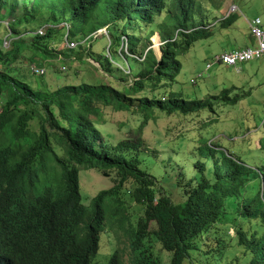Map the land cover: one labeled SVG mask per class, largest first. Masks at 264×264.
<instances>
[{"label":"trees","instance_id":"trees-1","mask_svg":"<svg viewBox=\"0 0 264 264\" xmlns=\"http://www.w3.org/2000/svg\"><path fill=\"white\" fill-rule=\"evenodd\" d=\"M206 13L202 0H0V18L11 20L10 26L2 22L9 32L3 40L9 37L11 43L0 47V264H97L106 205L112 222L129 235L133 264H160L153 250L158 243L171 252L168 264H183L198 238L208 243L225 223L231 227L227 233L244 247L237 264H264V165L225 154L215 161L213 178L203 175L196 184L188 180L185 200L175 202L155 176L141 169L139 159L128 157L138 143L111 145L94 119L104 107L143 113L147 119L155 109L169 115L213 110L212 99L188 101L182 92L164 95L167 101L147 95L172 86L182 68L178 53L211 36ZM45 18L50 28L39 35L41 26L31 24ZM235 20L230 14L223 24ZM63 23H70L69 36L79 42L106 27H119V39L110 38L109 47L118 48L122 37L127 39L129 55L121 57L132 62L129 69L137 79L121 90L87 83L53 90L41 84L34 77L43 69L41 76L47 74L49 59L83 60L81 44L74 50L65 45L62 53L53 48L61 39L64 43L67 28H58ZM24 25H29L25 31ZM156 34L163 43L160 60L152 48ZM159 37H154L157 45ZM87 51L112 81L120 82L115 57L97 59L90 47ZM139 92V99L133 97ZM225 92L228 105L241 100ZM82 168L107 172L114 183L89 204L81 193ZM198 168L205 171L204 164ZM124 190L144 211L135 222ZM108 264H124L119 250Z\"/></svg>","mask_w":264,"mask_h":264},{"label":"rangeland","instance_id":"rangeland-1","mask_svg":"<svg viewBox=\"0 0 264 264\" xmlns=\"http://www.w3.org/2000/svg\"><path fill=\"white\" fill-rule=\"evenodd\" d=\"M202 2L208 15L205 24L215 25L210 30L211 36L178 53L177 59L182 68L172 86L164 88L165 92L162 94H160L162 89H159L154 94L147 92V95L149 97L154 95L155 99L160 100L165 98L167 101L164 95L182 92L188 101L212 99L213 110L207 108L189 115L179 113L169 115L155 109L147 119L143 113L115 111L110 107H104L101 114L94 117L105 141L111 145L116 146L122 141L138 143V149L127 152L128 157L139 159L141 169L155 176L158 186L175 202L185 200L183 190L188 180L193 179L196 184L203 175L213 178L215 161L221 160L225 154H231L239 161L255 167L264 165V59L239 65L238 68L213 64L207 69L208 63H213L214 57L223 53V50L256 45L250 33L249 21L261 18L264 27V0H202ZM232 5L239 9L234 13L236 20L224 29L217 19H223L228 13V6L231 8ZM1 17L0 47L5 46L6 38L4 40L3 38L9 35L2 22L7 21L10 26V20ZM45 20L46 18L38 20L31 25H34L33 27L49 25L50 23L46 22L50 21ZM28 28L29 25H24L23 31ZM118 28L111 26L108 37L102 35L98 39L81 44L82 47L78 48L84 56L82 62L75 57L73 60L65 58L64 55L57 59H49L46 61L50 64L46 65L47 74L44 76L40 74L34 78L53 90L85 83L107 84L120 90L123 88L122 85H131L137 78L129 69L132 62L128 61L126 56L121 57L127 54L126 50L122 44L118 48L109 47L110 38L119 39ZM153 44L152 48L155 50L157 43ZM64 47L62 39L53 46L58 53L66 51ZM89 47L97 59L105 57L111 61V57H115V62L118 63L114 64L113 70L119 73L120 82L112 81L109 74L102 70L101 65L89 58L87 51ZM63 68L65 70H62ZM201 74L203 77H200ZM127 76L129 77L126 78ZM124 79H127V82H124ZM192 80L196 83L193 84ZM225 90L229 91L232 98L236 95L241 96V100L236 105H228L226 99H222V94L227 95ZM142 95L139 92L133 97L139 99ZM201 164L205 165L204 172H200L198 168ZM80 184L83 201L89 204L100 190L110 188L114 183L107 172L82 168ZM133 187L132 183L129 188ZM124 191L123 197L127 199L130 208L127 209L128 213H132V221L135 222V218L143 215L144 211L138 203L125 195L127 190ZM232 205L237 208V200ZM105 209V225L100 234V248L94 262L108 264L111 255L119 250L124 264H133L128 233L116 222H112L111 208L106 205ZM228 227H230L228 223L216 227L218 229L208 243H203L202 238H198L196 248L191 250L190 256L183 264H207V257L212 264L241 263L244 247L238 244L236 237L232 238L227 233ZM230 228L229 233L233 234L234 229ZM217 236H220L218 240ZM153 250L160 256V264L169 263L171 252L162 249L159 243L155 244ZM204 250H210V253Z\"/></svg>","mask_w":264,"mask_h":264},{"label":"built area","instance_id":"built-area-1","mask_svg":"<svg viewBox=\"0 0 264 264\" xmlns=\"http://www.w3.org/2000/svg\"><path fill=\"white\" fill-rule=\"evenodd\" d=\"M237 7L233 6L232 7V12L236 11ZM7 26H9L6 23ZM45 27L40 28L38 30V33L40 35L45 34ZM250 29H251V34L253 38L256 40V45L252 47H247L245 49H235L232 51L224 52L222 54L216 55L213 59V63H208L207 69H210L213 64H221V65H227L229 67H235L238 68L240 64L247 63L253 60H260L264 59V27L262 25V20L260 18L254 19L250 23ZM6 44L5 47H9L11 43V38H6ZM86 42V41H84ZM83 42V43H84ZM9 43V45H8ZM79 43L70 40L67 36L65 38V45L68 49H75L77 48ZM8 45V46H7ZM33 71H38L36 66H32ZM45 70H40V74H44ZM200 77H203L201 74ZM192 83H196L195 80H192Z\"/></svg>","mask_w":264,"mask_h":264},{"label":"clouds","instance_id":"clouds-1","mask_svg":"<svg viewBox=\"0 0 264 264\" xmlns=\"http://www.w3.org/2000/svg\"><path fill=\"white\" fill-rule=\"evenodd\" d=\"M233 6H236V5H232L231 6V8L229 7V12L227 13V15H226V17H225V19L230 15V14H234V13H237L238 11H239V9L237 8V10L236 11H231L232 10V7ZM237 7V6H236ZM261 19V18H260ZM8 20H10V19H8ZM10 22H11V20H10ZM5 24L7 23V21L6 22H4ZM70 23H63V24H61L59 27H65V28H67L66 29V32H67V37L71 40V38H70V36H69V29H70ZM43 27H45L46 29H45V33H46V31H47V29L48 28H50V25H48V24H46V25H44V26H42V27H40V28H43ZM39 28V29H40ZM210 27H207L206 29H209ZM38 29V30H39ZM38 30H37V33H38ZM39 34V33H38ZM40 35V34H39ZM102 35H106L107 37L110 35V33H109V27H106V28H104V29H101V30H99V31H97L96 33H94L92 36H90L89 38H86L85 40H83V41H81V42H79V41H77V40H72V41H75V42H77V43H79L78 45H80V44H86V43H88L90 40H95V39H97L98 37H100V36H102ZM252 35V34H251ZM66 36H65V38H66ZM156 36H159L158 34H156L155 36H153L152 37V40H153V38L154 37H156ZM253 37V36H252ZM65 38H64V44H65ZM255 39V38H254ZM84 41H86V42H84ZM121 41H122V47H123V49L124 50H126V52H127V54L129 55V53H128V49H127V39L123 36L122 37V39H121ZM256 41V40H255ZM84 42V43H83ZM152 43H153V41H152ZM163 43L161 42V40H160V37H159V45L161 46ZM154 45V44H153ZM78 47V46H77ZM248 47H252V46H248ZM76 49V48H75ZM154 49V48H153ZM159 49H160V47H159ZM240 49V48H239ZM72 50H74V49H72ZM155 51V50H154ZM161 51V50H160ZM155 53H156V51H155ZM157 54V53H156ZM131 56V55H130ZM157 56H158V54H157ZM260 60H262V59H260ZM194 84V83H193ZM162 101H166V99L165 98H162L161 99Z\"/></svg>","mask_w":264,"mask_h":264},{"label":"crops","instance_id":"crops-1","mask_svg":"<svg viewBox=\"0 0 264 264\" xmlns=\"http://www.w3.org/2000/svg\"><path fill=\"white\" fill-rule=\"evenodd\" d=\"M229 7H230V6H228V8H227L228 12H229V10H230ZM232 16L235 17L234 14H232ZM225 17H226V16H225ZM225 17H224L223 19H217L219 22H221V25L224 27V29H226L227 27H229V26H226V25L223 24V20L225 19ZM251 22H252V21H249V27H250V23H251ZM209 27H210V28H209V31H210L213 27H215V25H214V24H213V25L210 24ZM250 33H251V29H250ZM251 36H252V35H251ZM242 48H243V47H242ZM232 50H234V49L223 50V51H224V52H228V51H232ZM224 52H223V53H224ZM218 53H219V52H218ZM221 54H222V53H221ZM217 55H219V54H217ZM249 63H250V62H249Z\"/></svg>","mask_w":264,"mask_h":264},{"label":"water","instance_id":"water-1","mask_svg":"<svg viewBox=\"0 0 264 264\" xmlns=\"http://www.w3.org/2000/svg\"><path fill=\"white\" fill-rule=\"evenodd\" d=\"M157 37H159V36H157ZM153 42H155L154 41V38H153V40H152ZM155 44H156V42H155ZM157 47H159L160 45H159V43H158V45H156ZM158 50H159V52H160V54L158 55V58H159V60L162 58V53H161V51H160V49L158 48ZM155 51H156V48H155ZM156 53H157V51H156ZM158 54V53H157Z\"/></svg>","mask_w":264,"mask_h":264}]
</instances>
